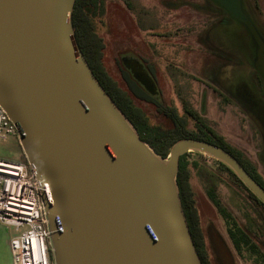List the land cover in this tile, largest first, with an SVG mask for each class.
I'll list each match as a JSON object with an SVG mask.
<instances>
[{"label": "water", "instance_id": "1", "mask_svg": "<svg viewBox=\"0 0 264 264\" xmlns=\"http://www.w3.org/2000/svg\"><path fill=\"white\" fill-rule=\"evenodd\" d=\"M76 0H0V106L39 183L53 264H203L180 198V156L226 164L264 204L238 158L186 137L157 154L92 71L75 35ZM248 30L264 79V38L243 0H214ZM157 93L148 72L137 76Z\"/></svg>", "mask_w": 264, "mask_h": 264}, {"label": "rangeland", "instance_id": "2", "mask_svg": "<svg viewBox=\"0 0 264 264\" xmlns=\"http://www.w3.org/2000/svg\"><path fill=\"white\" fill-rule=\"evenodd\" d=\"M98 1V14L90 18L95 33L105 44L106 71L122 84V64L135 78L143 71L148 72L145 67L148 63L156 69L157 93L153 97L159 104L137 101L149 125L163 132L178 127L182 133L200 130L207 134L210 126L258 162L259 140L253 132L252 114L264 126V99L255 88V44L245 26L231 19L223 34H212L214 45L201 40L207 26L218 19L214 10L208 14L202 7L207 0ZM182 1H188L187 5L177 8ZM245 1L248 7L251 4L250 12L264 24V0ZM233 93L237 100L231 96ZM185 154L190 163L198 164V167L191 165V182L207 261L209 264L255 263L256 257L248 249H242L241 254L237 252L228 233L230 224L206 190L216 189L237 225L263 251L264 208L227 178L217 159L207 160L208 157L197 151ZM0 158L23 160L17 135L0 138ZM258 167L264 178V169ZM21 230L14 227L12 234L18 235Z\"/></svg>", "mask_w": 264, "mask_h": 264}, {"label": "trees", "instance_id": "3", "mask_svg": "<svg viewBox=\"0 0 264 264\" xmlns=\"http://www.w3.org/2000/svg\"><path fill=\"white\" fill-rule=\"evenodd\" d=\"M211 1L214 2V0ZM98 3V0L75 1L72 20L76 39L95 76L116 105L136 128L140 137L147 142L157 154L164 158L168 156L173 144L182 138L193 137L212 142L227 149L235 155L246 170L264 187V178L258 168L259 163L248 157L244 151L226 141L224 136L214 132L210 126H207V131L212 136L204 131H201V133H182L179 131L178 127L170 132H163L157 127L149 125L148 118L143 109L137 104V101L155 103L157 101L154 97L148 95L140 84L130 77L128 71L122 63V84L115 80L104 67L103 48L105 47V44L103 39L95 33L94 26L90 18L95 17L98 14ZM221 12L224 13V23H230V19L233 18L229 16L223 8L221 9ZM171 113L174 117H177L173 109H171ZM19 162L27 163L24 153L23 160ZM218 164L222 167V170L227 178L231 179L236 185L244 189L257 205L264 208L262 201L245 186L240 178L226 164L221 161H218ZM191 165L198 167L197 163L194 162L193 164L187 160L186 154L180 156L177 183L179 186L182 207L189 224L192 238L203 264H209L204 248V236L200 225V215L196 204L195 192L191 182ZM206 191L209 199L229 222L230 227L228 228V233L237 252L241 254L242 249H248V251L256 257L255 263L253 264H264V251L255 242H253L250 234L245 229L237 225L231 213L225 206H223L216 189L211 187Z\"/></svg>", "mask_w": 264, "mask_h": 264}, {"label": "built area", "instance_id": "4", "mask_svg": "<svg viewBox=\"0 0 264 264\" xmlns=\"http://www.w3.org/2000/svg\"><path fill=\"white\" fill-rule=\"evenodd\" d=\"M9 135L17 126L0 106V138ZM39 188L28 163L0 158V221L22 229L10 240L14 264H53Z\"/></svg>", "mask_w": 264, "mask_h": 264}, {"label": "flooded vegetation", "instance_id": "5", "mask_svg": "<svg viewBox=\"0 0 264 264\" xmlns=\"http://www.w3.org/2000/svg\"><path fill=\"white\" fill-rule=\"evenodd\" d=\"M187 3H188V1L187 2L182 1L180 4L176 5V7L178 8L181 5L183 7V6H185L184 4L187 5ZM202 7L204 8L205 12H207L208 14H209V12H212L213 10L216 12V15H217L218 19L215 20L214 24H212V25L210 24L209 26H207V28L205 29V31H204V33L202 34V37H201L202 41L207 42V43H211L212 42L215 45L216 43L213 41L212 34L214 36H217L220 33L223 34V32L226 31V27H227V25L229 23H227V24L224 23V21H225L224 20V13L221 12L222 7L218 3H216L215 1L213 2L211 0H207L205 6H202ZM243 7H244V10L247 9V11L245 10V12L251 17V19L253 20V22H254L255 26L257 27L259 33L264 38V24H262V22L260 21V19L257 16H255L253 13L250 12V8L249 7H251V4L248 7L247 4H246V1L243 0ZM230 21H231V19H230ZM232 21H233V19H232ZM254 56H255V53H254ZM141 61H142V59H141ZM146 65L147 66H145V67L148 70L149 76L155 81V79H157V72H156V69H155L154 65L152 63H148ZM253 69H254L253 79H254L255 88L259 92L260 98L264 99V79L261 76V74L256 70L254 64H253ZM126 70L128 71L130 77L132 79H134L135 81H137L148 95H150L151 97L154 96V94H151L144 87L143 83L140 80H138L137 78L133 77L128 69H126ZM154 77H156V78L154 79ZM155 84H156V81H155ZM231 96L235 100H237L236 97L234 96V93L231 94ZM262 106H263V104H262ZM189 113L194 114L192 111H189ZM252 122H253V126H254L253 132L256 133V135L258 136V140H259V142L257 141L258 149L256 151V156H257V160H258L259 166L263 170L264 169V165H262L263 164L262 162H264V126L262 124V121L259 118H257V116H255V114L254 115L252 114ZM195 132L201 133L200 130L199 131H195ZM210 136H212V135L210 134ZM261 152L263 154H261ZM259 171H260V168H259Z\"/></svg>", "mask_w": 264, "mask_h": 264}, {"label": "crops", "instance_id": "6", "mask_svg": "<svg viewBox=\"0 0 264 264\" xmlns=\"http://www.w3.org/2000/svg\"><path fill=\"white\" fill-rule=\"evenodd\" d=\"M12 228L0 221V264H14L10 248V240L14 237Z\"/></svg>", "mask_w": 264, "mask_h": 264}]
</instances>
